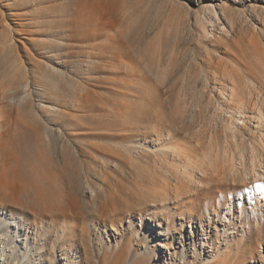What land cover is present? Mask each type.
<instances>
[{
    "label": "rangeland",
    "instance_id": "obj_1",
    "mask_svg": "<svg viewBox=\"0 0 264 264\" xmlns=\"http://www.w3.org/2000/svg\"><path fill=\"white\" fill-rule=\"evenodd\" d=\"M263 156L264 0H0V264H264Z\"/></svg>",
    "mask_w": 264,
    "mask_h": 264
},
{
    "label": "bare ground",
    "instance_id": "obj_2",
    "mask_svg": "<svg viewBox=\"0 0 264 264\" xmlns=\"http://www.w3.org/2000/svg\"><path fill=\"white\" fill-rule=\"evenodd\" d=\"M48 143H46V141H42L41 142V144H42L41 147L44 150V153L43 154H44L45 160L49 159V161H51L50 158H49V150L46 148V145H48ZM63 157L65 159L64 160V164L67 162V160L71 159V152L68 149H66V147H64L63 150H62V152H61L60 160L61 159L63 160ZM262 159H264V156L262 157ZM250 162H251V166H249V167H247V163L246 162H244L242 164V169H243V172L242 173H244V175H250L251 178L256 179L257 173H256V169L255 168L256 167L257 168H260L261 167L260 166L261 160L259 159V161H256V158L255 157L254 158L253 157H250ZM250 167H252V170H249ZM262 175L264 176V172H263ZM248 190H249V193L252 196V198L253 197L256 198V199L258 198V199H260V201L261 200L264 201V180H258V179L255 180V183L252 186H250L248 188ZM252 200L253 199H251V201ZM72 203H74V206H76V208L79 209L78 202L74 201ZM185 240H188V238H184V241ZM202 240H204V238ZM181 259H184L183 254H182Z\"/></svg>",
    "mask_w": 264,
    "mask_h": 264
}]
</instances>
